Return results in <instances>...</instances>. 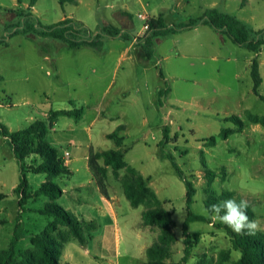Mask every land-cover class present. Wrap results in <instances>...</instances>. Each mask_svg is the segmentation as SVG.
Masks as SVG:
<instances>
[{"label": "rangeland", "instance_id": "374dc122", "mask_svg": "<svg viewBox=\"0 0 264 264\" xmlns=\"http://www.w3.org/2000/svg\"><path fill=\"white\" fill-rule=\"evenodd\" d=\"M179 1L181 5L177 7ZM184 1L187 0H76L75 4L61 6L56 0H38L34 16L42 24L51 25L72 15L92 31L105 24L134 35L144 31L145 22L139 14L158 17L164 13L170 26L198 18L216 3L215 10L240 20L249 31L264 30V0H194L196 3L187 6L182 4ZM28 3L23 0L12 10L17 0H0V37L6 36L11 25L33 22L24 17ZM126 8L129 27L117 15ZM103 42L101 51L72 50L60 41L30 33L12 38L8 46H0V74L5 79L0 121L11 132L26 129L37 119L48 120L49 112L65 109L69 99L76 100L77 109L83 110L81 118L61 115L49 133L48 142L62 157L69 151L72 163L69 175L52 180L63 191L56 204L75 216L79 206L72 207L73 199L98 201V188L91 181L86 155L92 149L123 150L124 162L148 179L162 207L172 213L175 244L169 262L179 263L184 255L186 187L170 161L161 158L157 147L167 128L170 140L166 150L197 190L192 212L210 217L204 211V201L208 187L205 171L211 170L217 173L212 189L219 193L230 191L235 199L246 200L256 215L258 232L264 233V149L260 150L256 143L261 137L241 132L227 140L219 139L223 129L236 128L225 117L247 121V111L264 117V101L254 94L251 77L252 61L258 56L263 79L259 93L264 97V48L254 53L205 26L199 32L190 30L162 38L155 43L152 57L141 58L130 76L125 77L119 58H140L141 50L127 51V43L120 38H105ZM134 46L139 48L136 41ZM45 57L56 59L57 68ZM76 111L79 110L71 112ZM119 127L125 129L118 133L122 138L120 146L107 137ZM211 138L217 139L215 146H209ZM224 169L227 174L222 179ZM110 172L107 187L117 191L123 201L118 204L119 263L143 264L147 262L145 251L157 242L159 230L143 227L146 207L133 208L125 197L121 184L125 170L118 177L111 169ZM20 173L11 146L0 135V193L5 196L0 204V249L9 247L17 227L18 261L23 251L32 249L31 238L54 221L39 213L52 203L47 197L28 199L19 206L14 189ZM27 178L29 192L48 181L46 174L28 173ZM189 232L198 240L193 242L187 264H216L224 251H230L227 264L239 259L225 225L213 220L211 224L193 222ZM85 249L71 240L64 246L59 264H110L109 257L89 255Z\"/></svg>", "mask_w": 264, "mask_h": 264}, {"label": "trees", "instance_id": "16d2710c", "mask_svg": "<svg viewBox=\"0 0 264 264\" xmlns=\"http://www.w3.org/2000/svg\"><path fill=\"white\" fill-rule=\"evenodd\" d=\"M56 1L61 6L76 3V0ZM22 2L23 0H17L18 4ZM37 2L38 0H29L27 13L24 15L26 18L33 19V22L25 21L24 23V21H21L18 24L7 27L6 36L0 37V46H8L12 38L30 33H34L41 38L60 41L64 46L72 50L90 48L95 51H101L105 38H120L128 42L135 39L136 45L141 50L139 53L140 57L148 60L152 57V50L158 39L168 35H178L201 26H208L221 35L226 36L234 44L254 53L258 54L264 48V30L253 33L240 20L228 14L220 13L217 10H206L202 16L190 19L187 23L172 24L170 26L165 23L163 16L159 15L151 19L149 29L145 35L135 38L128 32L113 25L104 24L96 31H92L82 22L70 18L51 25H44L31 12ZM21 16L19 15L20 18ZM251 77L254 94L264 101V97L259 93L263 79L259 71L258 56L252 61ZM3 82L4 79L0 75V103ZM61 115L79 117V114L75 115L73 112L50 111L48 120H34L26 129L16 132H11L0 121V135L11 146L21 171L19 184L14 189L15 195L19 197V206L22 207L28 199H36L41 196L47 197L52 203L46 205L45 209L39 211V213L54 218V221L50 222L42 233L31 238L32 249L23 251L20 254L19 261L17 259L16 248L20 237L16 227L9 247L7 249H0V264H59L62 250L67 243L71 240H76L81 246H86L88 241L87 235L97 228L95 223H85L70 214L62 206L56 204V201L62 196L63 191L52 180L70 174V170L65 164L63 157L48 142V135ZM224 120L234 124L236 128L223 129L219 134V139L221 140H227L231 135L241 133L247 126L246 122L240 117L229 116ZM246 120L251 124L260 125L264 128V117L247 111ZM123 130H125L124 127H119L117 131L109 134L108 138L115 140L116 144L120 146L122 138L118 133ZM168 140H170L169 132L165 128L163 139L158 144L160 156L162 159L170 161L186 187L187 219L183 230L184 255L179 263L169 262L172 256L171 248L175 244L172 213L162 207L161 201L150 189L148 180L124 162V151L111 149L94 152L92 150L89 156V167L93 179L102 194L107 196L106 181L108 170L111 169L115 177L119 176L121 170H125L126 173L121 179L125 197L133 208H138L141 205L146 207L142 214L143 227L158 228L159 235L157 242L146 249L147 262L143 264H187L194 247L193 242L198 240L196 235H191L189 232V224L193 222L212 223L210 215V217L199 216L192 212L191 208L194 204L197 190L193 182L181 170L173 154L166 150ZM209 141V146H215L217 139L211 138ZM32 158L33 160H31ZM28 173L35 175L46 174L48 181L43 183L35 192H29ZM226 174L224 169L222 179H225ZM216 178V172L211 170L205 171V179L208 184L206 190L207 199L204 201L205 208L228 198L235 199L233 192L223 191L219 193L212 189V183ZM4 199L5 196L0 193V204ZM236 200L242 199L238 198ZM247 212L250 219H255L256 215L250 205ZM63 228L67 230L63 231ZM226 231L233 249L243 254L242 258H239L232 264H264L263 232L257 231L255 235H237L227 227ZM229 260L230 251H224L221 253L216 264H227Z\"/></svg>", "mask_w": 264, "mask_h": 264}, {"label": "crops", "instance_id": "0c3cea01", "mask_svg": "<svg viewBox=\"0 0 264 264\" xmlns=\"http://www.w3.org/2000/svg\"><path fill=\"white\" fill-rule=\"evenodd\" d=\"M193 3H196V1L187 0V1H184L182 4L187 6V5H193ZM25 5H26V7H28L29 3L25 4ZM180 5H181V1H179L176 6L178 7ZM215 5H217V4L213 3L212 6L206 8V10H210V9L215 10V8H214ZM19 6H20V4L17 3L11 9L14 10L15 8H18ZM35 6L31 10V12L34 15H35ZM117 15L120 18V20H122L128 27L130 26V24H129L130 21H129L127 8H126V10H122ZM162 16H163V19H164L165 23L167 24V21L164 18L165 14L163 13ZM66 18H70V19L76 20L72 15H70L68 17H63L61 20H64ZM150 18L152 19V18H155V17H150ZM61 20H59V21H61ZM204 27L205 26H201V27H198L196 29H193L192 31L199 32ZM146 33L147 32L144 30V31L138 32L137 34H134V35L131 34V36H133L135 38H138L136 36H138L139 34L145 35ZM121 40H123V39H121ZM161 40H162V38L158 39L157 42H160ZM135 41H136L135 39L133 41H131V42H128V41L124 40V42H126L127 45H128L127 51H129L130 49H133V50L136 49V51H137L139 49V48L134 46L135 45ZM44 60L45 61H51V63L54 66V68L55 67L57 68V66H56L57 60L56 59L45 57ZM119 60H121L123 62V64L120 65L119 68L124 72L125 77L126 76L129 77L130 74L134 71V69L137 66V64L139 63V61H141V57L140 58H136L135 56L134 57H129V58L122 57V58H119ZM1 76L4 79V76L3 75H1ZM4 81H5V79H4ZM75 101L76 100H74V99H69L68 100L69 106H67L65 109H63L61 111L71 112V111L79 110L78 112L77 111L75 112V115L79 114L78 118H81L82 114H83V110L82 109H77L76 105L74 104ZM80 113H81V115H80ZM64 117L68 118L70 116H66L65 115ZM245 122H246L247 126L242 131L241 134H244L246 132H248V136H255L257 134L256 136L257 137L260 136L261 139L258 138L257 139L258 141H256V143L258 145H260V150L264 149V144L261 145V142H264V128L263 127L261 128L260 125L251 124L248 121H245ZM56 123L57 122H55L52 130L55 129ZM48 137H49V135H48ZM107 137H108V135H107ZM157 147H158V145H157ZM66 152H69V151H66ZM263 152H264V150H263ZM90 153H88L86 155L85 159H86L87 164H88V170L91 172L90 167H89V156H90ZM70 158H71V153H70ZM31 160H33V158ZM65 164L68 166V168L70 170V173H71V164L72 163H71L70 159L68 161H65ZM110 173L111 172H110V169H109L108 170V177H109ZM91 175H92V173H91ZM91 181H92V183L96 184L95 180L93 179V176H92V180ZM96 186H97V184H96ZM97 188H98L100 199L98 201H96L95 203L87 202L86 199L85 200L73 199V201H72V207H74V206L78 207L79 206V210H78L77 214H75V216L79 220L84 221L85 223L86 222L87 223L93 222V223H96V225H97V230L95 232H92V233L87 235L88 236V241H87L86 246H84L86 248L85 249V253L89 254V255L93 253L95 256L109 257L110 264H121V263H119V258L121 257V249H120L121 238H120L119 226H118V204L123 202V201H122L120 195L117 193V191L115 192V191L111 190L110 186L107 187V196L102 194V192L100 191L98 186H97ZM80 206H85V207H80ZM73 209H75V208H73ZM75 211H77V210L75 209ZM79 211H80V214H79ZM146 228H150V227H146ZM113 257L115 258V261H113Z\"/></svg>", "mask_w": 264, "mask_h": 264}, {"label": "clouds", "instance_id": "9594fccd", "mask_svg": "<svg viewBox=\"0 0 264 264\" xmlns=\"http://www.w3.org/2000/svg\"><path fill=\"white\" fill-rule=\"evenodd\" d=\"M248 207L246 200L237 201L234 198H228L212 204L204 211L213 221L225 225L237 235H255L260 226L256 220L250 219ZM242 255V253L236 254L237 258H242Z\"/></svg>", "mask_w": 264, "mask_h": 264}, {"label": "built area", "instance_id": "2783aa9c", "mask_svg": "<svg viewBox=\"0 0 264 264\" xmlns=\"http://www.w3.org/2000/svg\"><path fill=\"white\" fill-rule=\"evenodd\" d=\"M138 17L145 22V24H144V30L145 31H148L149 26H150L151 18L147 14H139ZM63 159H64V161H68L70 159V153L69 152H66L63 155Z\"/></svg>", "mask_w": 264, "mask_h": 264}]
</instances>
